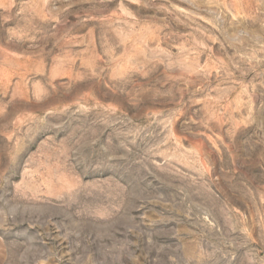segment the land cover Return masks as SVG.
<instances>
[{
  "label": "rangeland",
  "instance_id": "obj_1",
  "mask_svg": "<svg viewBox=\"0 0 264 264\" xmlns=\"http://www.w3.org/2000/svg\"><path fill=\"white\" fill-rule=\"evenodd\" d=\"M0 264H264V0H0Z\"/></svg>",
  "mask_w": 264,
  "mask_h": 264
}]
</instances>
